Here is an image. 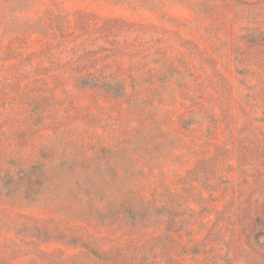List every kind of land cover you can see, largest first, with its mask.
Instances as JSON below:
<instances>
[{
  "label": "rangeland",
  "instance_id": "374dc122",
  "mask_svg": "<svg viewBox=\"0 0 264 264\" xmlns=\"http://www.w3.org/2000/svg\"><path fill=\"white\" fill-rule=\"evenodd\" d=\"M0 178V264H264V0H0Z\"/></svg>",
  "mask_w": 264,
  "mask_h": 264
},
{
  "label": "trees",
  "instance_id": "16d2710c",
  "mask_svg": "<svg viewBox=\"0 0 264 264\" xmlns=\"http://www.w3.org/2000/svg\"><path fill=\"white\" fill-rule=\"evenodd\" d=\"M90 79H93V80H90ZM94 79L95 78H92V77L86 78L81 83L83 85H87V86L91 85L93 87H96L100 84L103 87L109 88L112 92L116 93L117 96H121V95L126 94V87L124 86V83H123L124 81L112 79L111 83H109V82L105 83L106 80H103V79H106V78H104V77H102L101 80L99 79V81L94 80ZM36 171H37V166L35 165L32 167H28L25 170L18 169V174L21 175L20 178L23 177V179H26L27 177H31L32 175H35ZM7 177H9V175L4 174V178H7ZM4 178H0V184L4 183V180H3ZM132 180H133L132 182H134V184H133L134 186H136V187L141 186V183L139 181H136L135 178H133ZM116 187L117 186H114V189ZM71 203L73 204V202H71ZM260 237L264 238V232L258 234L257 238H260ZM133 248H134V250H136L137 247L134 246Z\"/></svg>",
  "mask_w": 264,
  "mask_h": 264
}]
</instances>
